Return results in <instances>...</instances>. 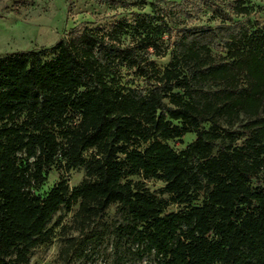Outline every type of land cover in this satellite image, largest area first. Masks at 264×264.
Returning <instances> with one entry per match:
<instances>
[{
  "label": "trees",
  "instance_id": "trees-1",
  "mask_svg": "<svg viewBox=\"0 0 264 264\" xmlns=\"http://www.w3.org/2000/svg\"><path fill=\"white\" fill-rule=\"evenodd\" d=\"M252 1L157 0L155 14L133 22L72 30L53 59L34 50L0 58V264H29L53 240L56 215L76 205L83 239H69L62 258L104 242L110 231L99 224L117 206L126 214L113 230L119 256L128 245L155 264H264V27L233 19L251 16ZM207 8L220 24L191 27ZM183 22L161 72L146 55H167L159 41ZM124 68L157 85L121 87ZM189 134L197 139L186 149L171 145ZM59 162L85 168L84 181L36 194ZM151 179L169 199L150 191Z\"/></svg>",
  "mask_w": 264,
  "mask_h": 264
},
{
  "label": "rangeland",
  "instance_id": "rangeland-1",
  "mask_svg": "<svg viewBox=\"0 0 264 264\" xmlns=\"http://www.w3.org/2000/svg\"><path fill=\"white\" fill-rule=\"evenodd\" d=\"M148 5L125 8L118 6H104L95 0H0V58L17 52L38 51L44 60L53 59L57 52L53 50L61 43L70 44L74 37L71 31L87 24L90 28L109 30L119 21L133 22L139 14H155V9L150 3L157 0H147ZM254 13L251 16H233L234 22L252 23L264 27V0H253L251 2ZM215 10L207 8L200 17L190 23L195 28H210L220 24L214 19ZM184 23V22H183ZM178 24L174 36L165 35L160 41L162 52L168 50L167 55H157L154 50L148 52L152 65L156 69L164 72L170 65L173 56L172 51L176 37L184 24ZM124 44L133 43L132 35H124ZM117 81L121 87L127 88H147L157 85V80H150L144 77L141 71L124 68L121 70ZM244 121L237 125L236 130L243 131L242 127L248 123ZM209 129L210 126H205ZM196 134H189L183 140H175L171 145L179 150L186 149L188 145L195 142ZM19 157L25 158L23 154ZM31 161V160H30ZM47 182L36 194L45 197L51 190L66 179L71 190L81 185L86 177V169L66 171L61 167V162L52 167L47 172ZM135 180H141L136 177ZM264 182V173L262 174ZM150 191L160 198L169 199L163 191L166 184L163 181L151 179L147 181ZM204 198L201 199L202 203ZM180 205H172L169 212L179 211ZM79 210V205L69 211L64 207L55 217L51 226L61 223L56 228L55 235L51 242L41 245L33 250L29 264H155L154 256H149L141 260L134 253L130 252L129 246L121 247L120 256L117 254V246L113 230L118 225L125 223L126 214L117 206L111 207L99 224L101 230L109 229V234L102 243L90 244L86 249L85 257L62 258V250L68 245L71 238L83 239L75 222V214Z\"/></svg>",
  "mask_w": 264,
  "mask_h": 264
}]
</instances>
